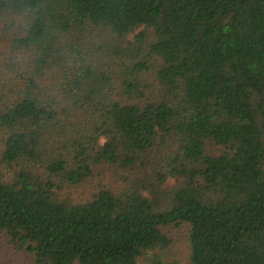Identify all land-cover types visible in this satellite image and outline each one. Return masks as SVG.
I'll use <instances>...</instances> for the list:
<instances>
[{
	"label": "trees",
	"instance_id": "obj_1",
	"mask_svg": "<svg viewBox=\"0 0 264 264\" xmlns=\"http://www.w3.org/2000/svg\"><path fill=\"white\" fill-rule=\"evenodd\" d=\"M6 92L0 238L33 264H162L173 230L167 264H264V0H0Z\"/></svg>",
	"mask_w": 264,
	"mask_h": 264
},
{
	"label": "rangeland",
	"instance_id": "obj_2",
	"mask_svg": "<svg viewBox=\"0 0 264 264\" xmlns=\"http://www.w3.org/2000/svg\"><path fill=\"white\" fill-rule=\"evenodd\" d=\"M4 94L7 95L3 98ZM9 96V92L2 93L0 99H2V101H5L7 100V98H9ZM2 146V133L0 131V172L3 175L10 176V166L6 162L1 160V151L3 149ZM110 182V179L107 178L108 185ZM172 235L174 237V245L170 249L168 248L160 251V253L162 254V258L160 259L162 264H167L173 259H184L185 251L183 249V245L185 243V232L183 230H173ZM152 259V253L148 252L147 255L138 260L137 264H153ZM0 264H33V260L26 253L19 251L11 244L4 241V239L0 238Z\"/></svg>",
	"mask_w": 264,
	"mask_h": 264
}]
</instances>
